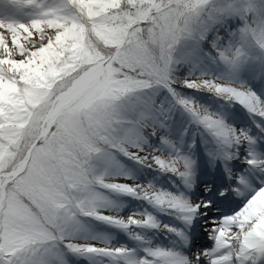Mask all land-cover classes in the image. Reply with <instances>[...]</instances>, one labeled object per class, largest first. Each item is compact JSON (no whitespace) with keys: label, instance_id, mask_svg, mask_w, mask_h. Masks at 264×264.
<instances>
[{"label":"snow or ice","instance_id":"obj_1","mask_svg":"<svg viewBox=\"0 0 264 264\" xmlns=\"http://www.w3.org/2000/svg\"><path fill=\"white\" fill-rule=\"evenodd\" d=\"M0 7L28 17L0 16V264H264V135L186 94L264 120V0ZM181 111L229 185L198 181ZM125 160L180 185L139 183ZM232 193L221 213L213 195ZM122 197L148 207L122 215Z\"/></svg>","mask_w":264,"mask_h":264},{"label":"rangeland","instance_id":"obj_2","mask_svg":"<svg viewBox=\"0 0 264 264\" xmlns=\"http://www.w3.org/2000/svg\"><path fill=\"white\" fill-rule=\"evenodd\" d=\"M0 16H3L6 20L7 19H17V20H21V21H26L28 19V17H26V16H18L15 13H12L10 9L3 8V7H0ZM257 91H263V89H261V88H259L257 86ZM186 94L193 96L197 101H199L202 104L207 105L208 107H210V105L211 106L212 105L213 106L215 105V107L212 110L213 111H217V112H221V113H223L225 115L224 109L221 106H219V105H222L224 101L216 98L211 93H206V92L196 93V92H193L191 90H188L186 92ZM236 106L241 111V115L245 119V122L246 123H243L242 124V121H240V119H238V116L234 120H229V122L235 124V126L238 127V128L251 129L253 135H263L262 133L261 134L259 133L258 128L256 127V122L264 123V120H261V118H259V117H253V116H251L247 112L246 109L242 108L238 104ZM244 114H247L248 117H246ZM180 118H181L182 124L187 119H189V121H190V117L186 113H183L182 111L180 113ZM185 126H186V123L184 124V126H182V128H180L179 130H177V134L178 135H179L180 131H182L183 127H185ZM189 128L191 129V131H189V129H188V134H187V136L183 137V139L185 141V147H187V144L191 142V140H192L193 137H195V136L197 137V140L196 141H198V137H199V143L196 144V150H195V157L197 159V165H198L199 159H198V155H196V154L198 152L200 153V150H203L202 153H204V148H203L202 143H201L202 137H201V135H198L197 134V127L196 128H192L191 126H189ZM124 163L127 165V167L132 172L135 173L136 176L138 175V176L151 177L150 175L152 174V172L149 171L150 169H145L144 170L143 167L135 164L134 162L127 161V160H125ZM233 163L236 164V165H238L239 162H233ZM236 170L239 171L240 168L237 167ZM220 172H221V170H220ZM220 175L221 176L217 177V179H216V181L218 183V184L215 185L216 186V189H220V188L225 187V186H227L228 184L231 183V181L228 180L227 176L224 173L223 174H220ZM198 178H199V176H198ZM173 181H175L176 185H180V181L174 179V177L171 176L170 174H163L160 178H158V180H157L156 183L160 187L173 190V187H172ZM199 181L200 182H210V178L207 177V180H202L201 178H199ZM195 195L196 196L201 195L200 183H198V188H197V190L195 192ZM212 198L215 199L216 202L219 199L221 200V202H217V204L220 207L221 213H229L232 208L233 209L237 208L239 202L242 200V197H237L234 193L230 194V196L228 198H219L215 194L213 195ZM122 199H123V201H125V203L127 205L124 208V211H123L124 213H126V212L129 211L127 209H131L132 207L138 205L139 202H140L139 200H133L130 197H122ZM235 200H237L236 201L237 204L236 203H233V201H235ZM227 205H230V207H232V208L229 209V210H226V207L228 209V206ZM224 210H226V211H224ZM159 217H160V220H161L162 223H171L170 220L171 219H174L171 216H164L163 214H160ZM120 237H123L121 240H123L124 242H125V239H127L126 236H123V234H121ZM163 238L164 237H162L161 235H159V236L156 235L157 241H159V240H161Z\"/></svg>","mask_w":264,"mask_h":264},{"label":"bare ground","instance_id":"obj_3","mask_svg":"<svg viewBox=\"0 0 264 264\" xmlns=\"http://www.w3.org/2000/svg\"><path fill=\"white\" fill-rule=\"evenodd\" d=\"M259 87V86H258ZM261 88V87H259ZM263 89L264 91V88H261ZM221 106L223 109H224V112H225V116L227 117L228 121L229 120H234L237 116H238V119H240V121H242V124L243 123H246L245 122V119L243 118V116L241 115V111L237 108L236 105H232V106H229L226 102H223L222 105H219ZM215 107V105L211 106L210 105V108L213 109ZM246 117H248L247 114H244ZM186 123V126H188V129L189 131H191V129L189 128V119L185 120V122H182L180 123V125L178 126L177 130H179L180 128H182V126H184V124ZM192 128H196L197 126L195 124H191L190 125ZM259 133L261 134L260 132V129H258ZM264 135V133H262ZM195 140H197V137H193ZM192 138V139H193ZM199 143V137H198V141H196V144ZM264 143V142H262ZM203 150H200V153L198 152L196 155H198V159H199V163H198V176L199 178H201L202 180H207V177L210 178V182L214 183L215 185L218 184L216 179L217 177L221 176L220 174H223V167L221 166H217V168L215 170H209V168L207 167V157L204 153H202ZM140 166V165H139ZM145 170V168H144ZM221 170V172H220ZM152 172V174L150 175L151 177H145V176H136L135 173L134 175L136 176V179H137V182L139 183H145L147 181H155L157 182L158 178H160L163 174L161 173H156L155 171H152L151 169L149 170ZM144 174V173H143ZM199 178H198V181H199ZM174 179L178 180L179 181V178L177 177H174ZM175 182V181H173ZM200 182V181H199ZM198 182V183H199ZM176 184V183H175ZM229 185V184H228ZM172 187H173V183H172ZM218 188V187H217ZM176 188L173 187V190L172 191H175ZM143 207H148V205H146L143 201H140L138 205L132 207L131 209H127V210H137V209H141ZM231 209L230 206H228V209L226 210H229ZM151 210V209H150ZM224 210V211H226ZM232 210V209H231ZM127 213V212H126ZM124 212H122L121 214H126ZM160 216V214H158ZM171 223H177L174 219H171L170 220ZM151 234V233H150ZM121 235V234H120ZM159 236V234H157ZM121 237L118 236V239H120ZM127 238V237H126ZM121 242L123 243L124 241L121 240ZM125 242L127 243H131L130 241H128V238L125 239Z\"/></svg>","mask_w":264,"mask_h":264}]
</instances>
